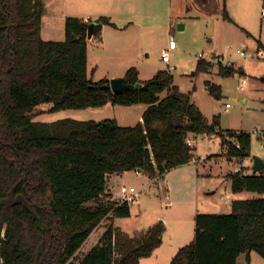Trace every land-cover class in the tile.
Returning a JSON list of instances; mask_svg holds the SVG:
<instances>
[{
	"label": "trees",
	"instance_id": "obj_1",
	"mask_svg": "<svg viewBox=\"0 0 264 264\" xmlns=\"http://www.w3.org/2000/svg\"><path fill=\"white\" fill-rule=\"evenodd\" d=\"M43 12V0H0V264H139L161 245V221L133 236L110 225L75 261L104 219L131 215L126 203L106 193L108 177L140 170L154 179L187 165L193 159L187 140L203 134L218 135L228 148L225 158L242 161L250 157L251 136L225 132L236 148L217 130V117L208 124L166 70L141 81L131 67L125 83L141 88L113 94L107 79L88 77L87 67L88 25L95 23L92 37L99 42L102 27L115 26L110 18L86 22L68 16L64 39L45 41L40 37ZM207 66L198 62V70ZM235 72L219 66L222 76ZM261 82L264 88V73ZM207 88L219 98L218 87ZM108 104L147 108L133 127L116 120L32 121L41 105L50 106L45 114H54ZM229 179L232 193L261 197L234 200L228 214H196L193 239L169 264H237L249 252L264 259V169L251 175L240 169ZM90 202L98 204L87 207Z\"/></svg>",
	"mask_w": 264,
	"mask_h": 264
},
{
	"label": "rangeland",
	"instance_id": "obj_2",
	"mask_svg": "<svg viewBox=\"0 0 264 264\" xmlns=\"http://www.w3.org/2000/svg\"><path fill=\"white\" fill-rule=\"evenodd\" d=\"M108 1L50 0L54 4L56 15L53 16L55 18L52 20L47 16L41 17L43 31H45L42 35L43 39L45 41H62L64 39V21L62 23L57 18L62 16V13L66 17H77L76 15L81 13V10L88 9V14L95 17V19L105 16L114 22L111 18L113 17L111 12L116 17L120 16L119 8L117 5L112 6V4L108 6ZM128 2L129 6L126 5L125 7L126 14L135 15L136 20L142 22V24L145 22L147 28L151 27L145 29L144 32L141 29V31H138L139 33L125 32L129 28L120 33L115 31H111L110 34L105 33L104 38H101V48L99 44L98 47L95 44L92 45L95 49L90 51L88 76H91L94 82L102 79L111 81L123 78L126 71L133 67L138 72V78L146 81L158 71H169L179 92L189 95L190 101L198 107L208 124L212 122L214 117H217L218 128L222 133L218 128L217 130L224 136H227L225 132L228 131L249 133L252 156L264 161V141L262 139L264 134V88L261 82L264 73V60L256 56L258 42L261 41L264 45V18L261 16V12L264 11V0L246 1L247 5L243 8H240L242 4L239 3V0H216L214 10L212 7L207 10L199 7V5L206 3L205 0H126L124 4ZM120 6L122 8V5ZM224 10L229 21L223 18ZM242 13H248L250 16L252 26L249 27L254 29V32L251 31L253 34H248L242 30L243 28L239 22ZM179 26H183V28L179 29ZM52 29L56 34L51 33ZM57 29L62 30V34L59 36L57 35ZM136 29L137 27H133L131 31ZM47 30H49V33L46 32ZM170 38L174 40L176 49L169 53V62L165 64L160 60V57ZM238 50L253 54L254 58L243 59L237 55ZM94 54H102V57L96 58ZM200 56L204 57L205 63L208 65L206 70H198V62L201 61ZM213 56L222 57L225 62H229V65L226 66L233 67L236 72L231 76L220 75V65L209 62ZM94 65L97 68L92 72L91 67ZM242 82L245 85L241 84ZM212 85L219 88V98H215L209 93L207 86ZM164 96L165 93L161 94V97ZM227 103L231 106L229 110H225V104ZM49 107V105L38 107L32 114V116L35 115V117H32V121L50 123L61 119H73L97 122L116 119L120 126L133 127L141 122L142 117L141 105L125 107L108 104L103 108H88L79 111L65 110L54 114H45L44 112ZM214 136L198 138L201 142L199 143L197 155L215 161V165L211 168L212 176L208 178V183L214 186L212 190L215 193L209 197L205 195L207 188H209L208 185L199 189V198L207 199L208 204L207 206L199 204L198 213L228 214L231 211L230 206L227 205L229 190L219 173L220 171L225 173L228 170L231 172L233 166L223 160L222 157L224 156H219L221 154L219 150L220 137L218 135ZM191 153L195 154L194 151ZM215 157H221L222 159L216 161ZM224 159L226 158L224 157ZM242 162L245 167L251 164L249 158L242 160ZM194 167L195 165L191 163L190 166L182 168L193 170ZM241 170L244 171V169ZM148 179L151 180L147 175H138V173H128L123 176V185L126 188L131 186L138 192L140 207L148 209L150 213L149 217L144 220L146 224L140 222L139 225L138 223V231L141 230L139 227H144V230L147 229L153 225L151 221L154 217H161L162 215H166L170 219L169 223L171 225L176 223L181 225L180 221L179 224L178 221L172 223L175 217L172 215V209H166V207L160 205L163 198L158 193L156 184L149 187ZM242 194H245V196L234 194L235 199H238L237 196L242 200L260 198L255 193L246 192ZM108 195L111 196L112 200H116L111 194ZM97 204L98 202H90L86 206L94 207ZM185 208L188 207L185 206ZM133 209H131V221L118 219L115 223V218L111 215L104 219L87 242L78 250L75 261H80L86 253L98 244L103 233L110 225L119 229L122 228L120 230L129 236L136 234L137 232L135 233L132 229V225L136 222ZM194 219L190 223L185 222V224L192 226L189 241L194 236ZM167 257H171L170 252L167 254L164 250H155L153 255L142 264H167ZM251 258L252 264H264V259L254 252L251 253Z\"/></svg>",
	"mask_w": 264,
	"mask_h": 264
},
{
	"label": "crops",
	"instance_id": "obj_3",
	"mask_svg": "<svg viewBox=\"0 0 264 264\" xmlns=\"http://www.w3.org/2000/svg\"><path fill=\"white\" fill-rule=\"evenodd\" d=\"M43 1H44L43 2L44 3V12H43L42 17L47 16L48 18L50 17V20L54 19L55 17H53V16L56 15L54 13V11H55L54 10V4H52L50 2V0H43ZM125 1L126 0H109L108 1L109 2L108 6H110L111 4H112V6H114V5L118 6L120 16L116 17L111 12V14H112L111 16H113V17H111L110 15L109 16L115 22V23L113 22L115 26L114 27L103 26L101 29V32H100L99 42L94 40L93 37H91V39H88V43H87V67L89 65L88 63H89L90 51H91V49H95V48H93L92 45L95 44L96 47H98V44H99V47L101 48L102 47V42H101L102 39L101 38L102 37L104 38L105 33L110 34L111 31H115L117 33H120L121 31H125L126 28H129V29L126 30L125 32L139 33L138 31H141V29L144 32L145 29H149L151 27L150 26L149 28H147V24L145 22H143L144 24H142V22L136 20L135 15H127L125 12V7H126V5L129 6V2L127 4L126 3L124 4ZM205 1H206L205 4L199 5L200 8L207 10L209 7H212L213 10L215 9L216 0H205ZM246 1H250V0H239V3L242 4V5H240V8H243V7H245V5H247ZM120 5H122V8ZM206 6H208V7H206ZM107 14H109V13H107ZM76 16L84 19V21H86V22L88 20H94L95 19V17H93L92 15L90 16V14H88V9L81 10V13H78V15H76ZM97 16H99V15H97ZM249 17L250 16L248 15V13H246V14L242 13V15H240V21L239 22H240V26L243 28L242 30L246 31L248 34H251L252 32H254L253 31L254 29H251L252 27L251 28L249 27V26H252ZM57 18H59V20H61V22L63 23L64 19L66 18V15H64L62 13V16L57 17ZM133 27L134 28L137 27V29L134 31H131V28H133ZM56 31L58 32L57 33L58 36L62 34V30L57 29ZM43 32H45V31H43V26H42V21H41L40 37L42 39H43V36H42ZM46 32L49 33V30H47ZM51 33H55L53 31V29L51 30ZM140 34L142 35V33H140ZM259 34H261V33H259ZM104 46H105V42H104ZM175 49H176V47H175ZM175 49H173V50H175ZM173 50H171V51H173ZM258 50L264 51V45L261 43V41H259ZM102 54L101 55H99V54L95 55L94 54V56L96 58H101ZM96 68H97V66H95V65L93 67H91L92 72L95 71ZM89 78H91V76ZM139 80H141V79H139ZM137 105H141L140 112L142 115L143 112L146 110L147 106L144 104H137ZM125 107H127V106H125ZM116 122L118 123L117 120H116ZM219 131H221V130L219 129ZM235 132H239V131H235ZM221 133H222V131H221ZM214 135H216V134H210V135L203 134V135L190 136V138L188 140H190L191 143L193 144V151L195 152V154H192L193 160L189 164L177 167V168L171 170L170 172H168L162 176H158L154 179H151V180L148 179L147 180L149 187L156 184L157 191L159 194H161V196L163 198V200L160 201V205L166 207V209H172V215H174L177 218L176 219L174 217V219L172 220V223L178 221V224H179V221H180V224H181V225H177V223H176L175 225L174 224L171 225V223H169L170 219H168V217H166V215H162L161 217L156 216L151 221V222H153L152 224L156 223L157 221H161L164 224L165 229H164V232L162 234V243L155 250L161 249V250L166 251L167 254H168V252H170L171 257L170 258L167 257V264L170 263L172 257L176 254V252L178 251L179 248L185 246L186 244H188V242H190L189 238L191 236V229H192L191 227L192 226L190 224L189 225L185 224V222L190 223L191 221H193V219L195 218V215L198 214V212H199L198 211L199 204H201L202 206H207V204H208L207 199L199 198V196H200V194L198 193L199 189L202 186L204 187V186L208 185L209 188H207V190L205 189L206 190L205 195L207 197H209L213 193H215V191L212 190L214 186L211 183H208L209 182L208 178H210L212 176L211 168L213 167V165H215V161H214V159L209 160L208 158L205 159V158L197 155L199 143L201 142L198 140V138L203 137V136L215 137ZM224 137L227 140L229 139L226 136H224ZM230 141L232 142V140H230ZM220 147H221V139H220L219 150H221ZM220 158L221 157H217V158L215 157V160L218 161ZM222 158L224 161L229 162L233 166V171L230 172L228 170L225 173L220 171V173H219V176L226 182L227 188L229 190V195L227 194L229 196L227 205L230 206V209H231V203L234 200H242V199H240V197H238V196H237L238 199H235L234 194L231 192V189H230L231 180L229 179V175L239 171L240 169H244V171H243L244 175L253 174L254 172L252 170V167H253L252 154H250V157H249V159L251 160V164H250V166H247V167H245L243 165L242 161H236L235 159L228 160V159H224V157H222ZM196 159H197V161H196ZM191 163H192V165H195L193 170L182 168L185 166H190ZM128 173H138V175H144L142 172H138V171H131ZM128 173L125 172V173H122L119 175L109 176L107 179L108 187H107L106 193L111 194L113 196V198L116 199L119 195L121 187H125V185H123V176L128 174ZM128 188H133V187L130 186ZM242 193H246V192H240V193H237V195L241 194L242 196H245V194H242ZM258 196L261 197L260 195H258ZM148 198H149V196H148ZM155 201H156V199L154 200V202ZM185 206H187L188 208H185ZM192 207H193V209H192ZM131 209L134 210L135 217H136V220H135L136 222L135 223L132 222V223H134L132 225V229H133V231H135V233L141 232L144 230V227H139V229L141 228V230L138 231V229H137L138 223H139V225H140V222H143V224H146V222L144 220L147 217H149L150 213H149L148 209L140 207V202H139L138 207H131L130 210ZM117 220L118 219H114V222L116 223ZM128 220L131 221V215L128 218ZM120 229L122 230V228H120ZM90 236L88 237V239L90 238ZM87 240L85 242H87ZM153 253H152V255H153ZM251 253L252 252L241 254L237 259V264H252L253 261L251 258ZM246 257L249 260L248 263L246 262ZM149 258H150V256L147 258L140 259L139 264H142L144 261H146Z\"/></svg>",
	"mask_w": 264,
	"mask_h": 264
},
{
	"label": "built area",
	"instance_id": "obj_4",
	"mask_svg": "<svg viewBox=\"0 0 264 264\" xmlns=\"http://www.w3.org/2000/svg\"><path fill=\"white\" fill-rule=\"evenodd\" d=\"M261 16L264 18V11L261 12ZM175 47H176V44H175L174 40L172 38H170L167 47L164 48L162 50V53H161L160 60L163 63L168 64V62H169V53H170L171 50L175 49ZM237 55H239L243 59H253L254 58V55L253 54L246 53L244 51H239V50L237 51ZM256 56L258 58H261L262 60H264V51L257 50ZM200 59L203 60V61H205L203 56L202 57L200 56ZM209 62L215 63L217 65H222V66H225V67H226V65H229V62H225L223 60V58L220 57V56H213V57H211L210 60H209ZM241 84L245 85L244 82H242ZM240 89H242V88L240 87ZM230 108H231L230 104H228V103L225 104V110H229ZM232 144L236 148L239 147L234 141H232ZM187 145L189 147H193V144L191 143L190 140H187ZM220 149H221L220 150L221 151L220 152L221 154L219 156H224L225 157V154L228 151L227 146L226 145L221 146ZM116 202L118 204L126 203L130 208L131 207H138V205H139L138 192L134 188L121 187L120 192H119V195L116 198Z\"/></svg>",
	"mask_w": 264,
	"mask_h": 264
},
{
	"label": "water",
	"instance_id": "obj_5",
	"mask_svg": "<svg viewBox=\"0 0 264 264\" xmlns=\"http://www.w3.org/2000/svg\"><path fill=\"white\" fill-rule=\"evenodd\" d=\"M95 27V23H90L88 25V31H87V38L91 39L92 37V31ZM183 26H179V29H182ZM141 84L137 83L134 86L126 84L124 78H120V79H114L109 81V89L112 91L113 94H118L121 93L123 91H127L130 90L132 88H134L135 90H138L141 88ZM252 160H253V167L252 170L254 173H259L260 171H262L264 169V161L258 157L252 156ZM138 172H141L140 170H137Z\"/></svg>",
	"mask_w": 264,
	"mask_h": 264
}]
</instances>
